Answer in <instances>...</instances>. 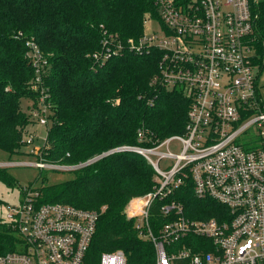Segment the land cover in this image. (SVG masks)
I'll return each instance as SVG.
<instances>
[{
    "label": "built area",
    "instance_id": "obj_1",
    "mask_svg": "<svg viewBox=\"0 0 264 264\" xmlns=\"http://www.w3.org/2000/svg\"><path fill=\"white\" fill-rule=\"evenodd\" d=\"M154 5L156 16L146 15L136 40L103 32L100 55L155 50L158 70L150 85L181 91L189 101L182 133L153 141L139 128L138 141L150 145L116 147L139 153L154 170L152 188L131 196L123 209L137 237L150 245V260L142 264H264V107L257 99L251 0H154ZM26 45L34 87L44 93L47 60L33 40ZM35 106L30 118L47 130L44 94ZM35 137L24 138L33 156L43 146L33 144ZM12 164L74 170L82 163L39 157ZM188 181L196 199L222 207L217 216H189L177 199ZM43 188L25 186L15 204H3V221L22 241L0 254V264H131L123 249L102 251L90 261L99 211L46 198Z\"/></svg>",
    "mask_w": 264,
    "mask_h": 264
},
{
    "label": "trees",
    "instance_id": "obj_2",
    "mask_svg": "<svg viewBox=\"0 0 264 264\" xmlns=\"http://www.w3.org/2000/svg\"><path fill=\"white\" fill-rule=\"evenodd\" d=\"M251 11L253 63L260 73L264 0H251ZM146 15L156 16L154 0H0V150L8 155L20 151L32 122L21 102L36 104L43 94L50 123L40 157L47 162L79 164L123 145H150L149 140L138 141L139 128L153 141L182 133L189 101L181 91L150 85L158 70L155 50L123 49L100 57L103 32L136 40ZM28 39L47 60L41 75L44 93L34 87L35 69L26 55ZM257 82V99L264 107ZM153 176L142 155L120 149L78 167L64 183L43 190L46 198L99 211L90 261H96L102 251L123 249L131 264H142L150 260V245L137 237L123 209L131 196L152 188ZM0 181L14 185L5 166H0ZM182 188L177 199L189 216H217L222 209L212 200L196 199L189 181ZM21 241L18 232L0 220V254L17 249Z\"/></svg>",
    "mask_w": 264,
    "mask_h": 264
},
{
    "label": "rangeland",
    "instance_id": "obj_3",
    "mask_svg": "<svg viewBox=\"0 0 264 264\" xmlns=\"http://www.w3.org/2000/svg\"><path fill=\"white\" fill-rule=\"evenodd\" d=\"M148 25L152 28V30L155 31V33H159L158 27L155 22H150ZM257 81L259 94L264 103V69L259 73ZM35 105H32L31 100H23L21 102V109L28 113L30 118L32 108H35ZM46 114H50L49 109H47ZM26 131L28 134L35 133L36 135H38V137H35L33 140L34 145L41 146L43 144V136L46 131V128L44 126L32 120V122L27 126ZM24 138H26V136ZM30 149L31 146L25 142L21 145V147H19L20 151L12 155H8L4 151L0 150V165L7 167L9 173L14 177L15 180L14 185L12 186H7L0 181V199L5 201V203L15 204L19 199V192H21L22 188L25 186L31 185L40 188L43 185L56 187L58 184L64 183V181L70 179L74 174L75 169H70L72 170L70 171L68 169L59 170L54 167L39 168L32 164H12L19 160L35 161L40 157V155L33 156V154H31L29 151ZM171 149L173 151H177L179 147L173 146L171 147ZM2 206L3 205L0 206L1 221H3L2 218L4 216V209H2Z\"/></svg>",
    "mask_w": 264,
    "mask_h": 264
},
{
    "label": "water",
    "instance_id": "obj_4",
    "mask_svg": "<svg viewBox=\"0 0 264 264\" xmlns=\"http://www.w3.org/2000/svg\"><path fill=\"white\" fill-rule=\"evenodd\" d=\"M115 150H117V148H115V149H111V150H109V151H107V152H105V153H103V154H100V155H98V156H96V157H94V158H92V159H89V160H87L86 162H83L82 164H80L79 166H82V165H84V164L90 163V162L96 160L97 158H99V157H101V156H103V155H105V154H107V153H109V152L115 151Z\"/></svg>",
    "mask_w": 264,
    "mask_h": 264
}]
</instances>
